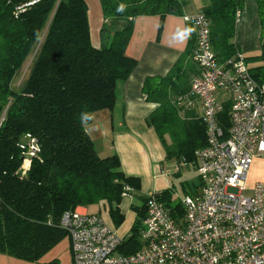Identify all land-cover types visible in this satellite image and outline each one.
Instances as JSON below:
<instances>
[{
  "label": "trees",
  "instance_id": "16d2710c",
  "mask_svg": "<svg viewBox=\"0 0 264 264\" xmlns=\"http://www.w3.org/2000/svg\"><path fill=\"white\" fill-rule=\"evenodd\" d=\"M30 1L17 12L18 6ZM104 22L101 46L91 44L84 0H0V252L37 261L66 231L62 215L77 207L106 206L115 228L125 216L121 202L131 189L130 209L136 216L129 235L118 247L132 254L139 239L148 196L140 194V179L126 176L116 153L101 157L85 129L92 113L112 110L116 86L130 76L137 61L125 54L136 17L183 16L181 0H99ZM260 24L259 52L245 56L235 37L237 12L243 0H207L201 11L210 23V43L218 62L241 54L251 76L264 85V0H254ZM109 21H122L119 28ZM192 41L164 76L146 77L142 92L157 104L146 118L168 160L194 162L205 146L199 104L191 93ZM17 88L12 82L33 52ZM230 103L218 114L222 130L229 128ZM198 110V111H197ZM37 149L27 158L28 142ZM29 161L26 170L23 165ZM173 189L156 192L170 213L181 216V202L172 204ZM97 214V213H96Z\"/></svg>",
  "mask_w": 264,
  "mask_h": 264
},
{
  "label": "built area",
  "instance_id": "2783aa9c",
  "mask_svg": "<svg viewBox=\"0 0 264 264\" xmlns=\"http://www.w3.org/2000/svg\"><path fill=\"white\" fill-rule=\"evenodd\" d=\"M182 19L195 33L191 61L198 73L191 77L190 91L200 106L206 144L194 152L193 163H179L195 168L199 184L180 199V217L156 192L148 195L139 231L142 247L132 254L118 252L123 237L99 214L65 212L59 225L69 238L73 264H264V183H246L253 158L264 155V85L253 79L241 54L217 61L205 14ZM221 93L230 98L219 102ZM225 102L230 103L227 133L218 121ZM27 145L30 159L37 146L34 139ZM130 191L125 188L123 199H131Z\"/></svg>",
  "mask_w": 264,
  "mask_h": 264
},
{
  "label": "crops",
  "instance_id": "0c3cea01",
  "mask_svg": "<svg viewBox=\"0 0 264 264\" xmlns=\"http://www.w3.org/2000/svg\"><path fill=\"white\" fill-rule=\"evenodd\" d=\"M84 1L87 6L91 44L100 48V31L104 22L100 1ZM181 1L185 2L182 7L183 15L195 14L207 3V0ZM243 2L244 7L237 20L235 41L241 46L243 53L257 52L261 46V36L256 3L254 0ZM108 24L119 28L122 21H109ZM190 41L192 51L195 45L194 29L183 21L182 16L136 17L125 54L135 59L137 65L127 80L117 84L112 110L96 111L92 113L89 121L84 123L94 146L105 142L101 150L95 147L98 155L105 157L116 153L123 173L140 179V194L144 196L170 189L172 185L168 178L173 173L180 175L184 165L166 158L165 150L154 129L147 125L146 118L155 110L157 104L146 101L142 84L146 77L166 75L188 49ZM191 63L194 64L192 61ZM197 73L198 68L195 65L191 77ZM198 110L200 112V106ZM192 168L195 170L193 166ZM259 182L264 183V155H256L253 158L246 179L248 187ZM89 208H98L100 212L106 206L100 203L93 207H77L76 210L96 214L94 209L91 211ZM120 208L125 218L129 216L130 231L136 214L130 209L129 201L124 208L121 205ZM120 227L115 230L116 234L127 237L129 231L126 233L123 226Z\"/></svg>",
  "mask_w": 264,
  "mask_h": 264
},
{
  "label": "rangeland",
  "instance_id": "374dc122",
  "mask_svg": "<svg viewBox=\"0 0 264 264\" xmlns=\"http://www.w3.org/2000/svg\"><path fill=\"white\" fill-rule=\"evenodd\" d=\"M244 7V6H243ZM238 45V44H237ZM239 50L242 52L241 46L238 45ZM35 50L28 56L26 62L21 67V69L18 71L17 75L15 76L12 87L17 88L24 76V73L26 72V69L28 68L34 54ZM257 52H245V56H250L257 54ZM230 98V95L227 93H221L219 96V102H223L225 100H228ZM105 145V142L103 141L100 144L97 143V147H95L98 150H101L102 146ZM172 187L173 192L171 195L172 204H175L180 201V199L185 194H190L193 191L196 190L199 180L197 176V172L192 168L190 164L184 165V168L182 170V173L180 175H175L174 173L168 178ZM250 192H245V195H248ZM132 199V198H131ZM131 199H123L121 202V206L124 208L126 204L131 201L137 202V199L134 198ZM93 207V206H91ZM91 211L94 209L93 212L99 214L101 218L104 220V222L112 229L116 230L117 228L114 227L109 215L107 214V209H101V211H98V208H89ZM129 216H127L123 223V229L126 230V233H128L129 229ZM121 226V227H122ZM120 227V228H121ZM129 235V234H128ZM0 264H73L72 256L70 252V242L67 235H65L60 241H58L56 244H54L49 250H47L42 256L39 257L37 261H30L22 258H17L12 255H9L4 252H0Z\"/></svg>",
  "mask_w": 264,
  "mask_h": 264
},
{
  "label": "bare ground",
  "instance_id": "6f19581e",
  "mask_svg": "<svg viewBox=\"0 0 264 264\" xmlns=\"http://www.w3.org/2000/svg\"><path fill=\"white\" fill-rule=\"evenodd\" d=\"M26 165H28V162H26Z\"/></svg>",
  "mask_w": 264,
  "mask_h": 264
}]
</instances>
